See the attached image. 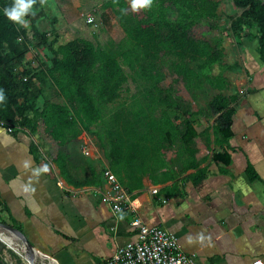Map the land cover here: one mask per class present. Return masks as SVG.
Segmentation results:
<instances>
[{"label":"crops","instance_id":"obj_1","mask_svg":"<svg viewBox=\"0 0 264 264\" xmlns=\"http://www.w3.org/2000/svg\"><path fill=\"white\" fill-rule=\"evenodd\" d=\"M256 31H248L239 45L225 32L215 44L223 54L215 76L227 86L211 90L233 98L231 137L215 144L210 130L209 143L198 138L193 144L196 169L180 173L175 163L174 179L164 185L153 186L144 177L140 190L121 189L120 212L106 200L115 196L102 177L106 160L91 141H79L85 133L66 147L72 162L61 175L50 139L0 125V264H30L29 257L32 264L108 259L137 241L133 218L174 236L194 264L264 262V63ZM95 176L96 185L74 187L95 183Z\"/></svg>","mask_w":264,"mask_h":264},{"label":"trees","instance_id":"obj_2","mask_svg":"<svg viewBox=\"0 0 264 264\" xmlns=\"http://www.w3.org/2000/svg\"><path fill=\"white\" fill-rule=\"evenodd\" d=\"M12 2L0 0V89L6 97L0 103V124L50 139L57 148L54 162L61 175L64 164L72 162L66 147L77 144L82 133L94 138L108 171L127 194L140 190L144 177L153 186L172 181L175 163L180 173L196 169L193 144L198 138L209 143L210 130L215 144L231 137L233 98L216 95L203 109L191 110L177 88L179 83L186 91L202 83L219 91L227 86L221 76L211 75L212 67L222 61V52L190 35L197 24L215 27L217 1L153 0L149 9L133 12L126 0H108L101 8L116 17L124 33L120 43L109 40L99 46L77 38L55 48L54 42L47 43L46 33L34 29L32 41L23 42L21 26L3 16ZM232 3L243 14L232 20L229 31L242 39L249 36V27L257 25V53L264 63V0ZM166 4L175 10V19L167 18ZM46 44L52 55L50 67L42 78L29 75L24 63L27 49ZM45 80L63 103L45 102L40 109L39 86ZM128 82L135 92L123 98ZM95 178V183L74 187L94 186L99 180Z\"/></svg>","mask_w":264,"mask_h":264},{"label":"rangeland","instance_id":"obj_3","mask_svg":"<svg viewBox=\"0 0 264 264\" xmlns=\"http://www.w3.org/2000/svg\"><path fill=\"white\" fill-rule=\"evenodd\" d=\"M106 1L108 0L38 1L36 5L32 7L31 18H26L28 20L27 26H21L24 33L23 42L32 41L35 30L40 33H46L47 43L54 42L53 48L59 45L58 42L64 44L77 38L91 41L93 44L99 46H103L109 40L113 41L114 44H118L124 39V33L119 27L118 21L113 13L109 10L104 11L101 9V5ZM217 1L222 5L220 11H218L217 8L218 17L214 22L215 27L211 29L207 24H197L190 32L191 37L196 40H204L214 47L219 37L224 39L225 37L223 35L225 32H228L232 44H240V39L232 35V32L229 31V27L232 20L242 16L243 10L236 8L232 0ZM126 2L130 6V0H126ZM166 6H168L165 13L167 18L170 20L175 19V10L169 4H166ZM253 30H258V26L253 24L246 32ZM46 46L47 44L33 49H27L24 63H28L27 68L29 75L39 74V77L42 78L45 70L50 67L52 55L50 51L47 50ZM218 72V67L214 65L211 70V75L215 76ZM39 88L41 90V95L37 101L38 108L45 102L63 103L62 99L57 96V92L49 80H45L41 83ZM177 88L182 103L191 110L203 109L215 93L205 83H202L199 88H192L190 91H186L182 83H179ZM124 89H127V91L125 92L124 90V92H122L123 98L135 92L134 86L130 82L124 86ZM83 138L86 141H84ZM79 141L86 143L91 141L92 144L96 146L94 138L88 136L81 137ZM98 153L102 155L100 151H98ZM1 224L2 222L0 221V233H3L4 229L1 227Z\"/></svg>","mask_w":264,"mask_h":264},{"label":"built area","instance_id":"obj_4","mask_svg":"<svg viewBox=\"0 0 264 264\" xmlns=\"http://www.w3.org/2000/svg\"><path fill=\"white\" fill-rule=\"evenodd\" d=\"M3 126V124H0ZM8 132L12 129L8 128ZM110 193L107 196L114 212H120V202L124 196L115 177L109 172L102 174ZM156 194V189L151 191ZM130 225L137 231V241L130 242L116 249L110 258L93 264H194V257L186 255L177 239L163 229L143 225L138 218H133ZM251 264H264L262 261H253Z\"/></svg>","mask_w":264,"mask_h":264},{"label":"clouds","instance_id":"obj_5","mask_svg":"<svg viewBox=\"0 0 264 264\" xmlns=\"http://www.w3.org/2000/svg\"><path fill=\"white\" fill-rule=\"evenodd\" d=\"M153 0H130V8L133 12L142 9H149ZM34 0H13L9 7L3 9V16L11 23L26 27L27 16L31 14ZM6 100L5 94L0 89V103Z\"/></svg>","mask_w":264,"mask_h":264},{"label":"water","instance_id":"obj_6","mask_svg":"<svg viewBox=\"0 0 264 264\" xmlns=\"http://www.w3.org/2000/svg\"><path fill=\"white\" fill-rule=\"evenodd\" d=\"M25 247H26V250L29 251V253H30L31 246H30L27 242L25 243ZM28 262H29L30 264H32V260H31L30 257H29V259H28Z\"/></svg>","mask_w":264,"mask_h":264}]
</instances>
